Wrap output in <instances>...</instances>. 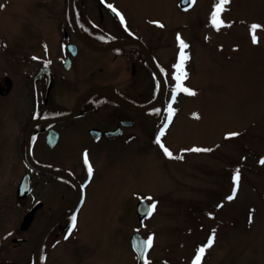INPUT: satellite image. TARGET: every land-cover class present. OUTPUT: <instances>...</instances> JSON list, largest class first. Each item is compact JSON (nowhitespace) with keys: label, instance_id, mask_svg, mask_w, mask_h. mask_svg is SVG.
Returning <instances> with one entry per match:
<instances>
[{"label":"rangeland","instance_id":"rangeland-1","mask_svg":"<svg viewBox=\"0 0 264 264\" xmlns=\"http://www.w3.org/2000/svg\"><path fill=\"white\" fill-rule=\"evenodd\" d=\"M117 2L134 20L160 18L174 39L190 38L187 88L195 95H176L177 117L163 126L168 132L156 147L143 139L139 147H104V181L96 173L89 186L79 253L97 247L89 264H138L131 243L139 231L152 237L147 264H193L214 231L201 264H264V0H228L219 29L212 23L219 0H196L188 8L180 0ZM66 4L0 0V76L14 83L0 94V237L22 218L13 202L23 171L15 131L23 116L12 104L25 94L23 50L39 35H57ZM253 24L261 26L256 42ZM161 144L178 156H167ZM184 145L209 151L183 152ZM143 198L156 207L141 222L136 206Z\"/></svg>","mask_w":264,"mask_h":264},{"label":"flooded vegetation","instance_id":"flooded-vegetation-1","mask_svg":"<svg viewBox=\"0 0 264 264\" xmlns=\"http://www.w3.org/2000/svg\"><path fill=\"white\" fill-rule=\"evenodd\" d=\"M108 5L123 15V22ZM74 6L77 26L67 0L57 35L53 39L39 35L36 44L23 50V104H12L19 105L23 116L15 130L20 137L17 153L23 171L13 202L22 218L0 237V264H89L97 247L80 254L83 240L78 238L89 186L96 173L104 181V147H139L143 139L152 148L161 129L166 136L168 130L163 126H172L179 111L180 97L172 100L176 84L173 66L180 54L178 36L188 45L183 84L190 86L192 43L182 34L174 39L169 22L151 16L134 20L117 0H74ZM13 86L8 74L0 76L1 95H8ZM170 103L175 111L169 122ZM36 120L28 145V131ZM28 147L38 167L28 160ZM85 152L93 169L91 177ZM26 174L30 175L31 190L19 197L18 185ZM34 207L31 223L22 225ZM136 213L139 218L137 206Z\"/></svg>","mask_w":264,"mask_h":264},{"label":"snow or ice","instance_id":"snow-or-ice-1","mask_svg":"<svg viewBox=\"0 0 264 264\" xmlns=\"http://www.w3.org/2000/svg\"><path fill=\"white\" fill-rule=\"evenodd\" d=\"M228 2V0H219V3L215 6V10L212 14V23L214 26L217 27V29H219L220 26H222L223 22L219 19V14L220 12L223 10V5L226 4ZM108 7L110 9H112L113 12L116 13V15H118L120 17V20L121 22L124 21V17L123 15H121L115 7H113L112 5H108ZM161 27H163V25H160ZM261 27L260 25H256V24H253L251 25V30L253 32V41L256 42V38H255V30L257 28ZM178 42H179V46H180V54H179V60H178V63L176 65H174L173 67L176 69V73L174 74L173 76V79L176 81V84H175V88H174V91H173V96H172V100L175 101L176 99V95L178 93H187L189 95H195V92L191 91L190 89L186 88L183 84V81L184 79L187 78V73L184 71V62L188 59L187 55L185 54L184 50L188 47V45L182 40L179 38L178 36ZM34 59H37L34 57ZM174 109L172 107V104L170 103L168 105V120L169 122L171 121V117H172V114L174 113ZM165 128H167V124L164 125ZM164 135V130L161 129L160 131V135L157 136L156 138V142L159 144L160 143V137ZM229 136H237L239 135V133H230L228 134ZM161 147L163 148L165 154L169 157H172V153L166 148L164 147L162 144H161ZM191 151H209L208 149H198V148H193L191 149ZM182 158V157H181ZM84 160H85V163L87 165V171H88V175L89 177L92 176V173H93V169H92V166L91 164L88 162V153L85 152L84 153ZM261 163H264V160L261 161ZM239 180H240V174H239V170L237 169L236 171V174L234 176V182L238 185L239 183ZM236 195V189L234 188L233 189V193L231 196H229L227 199L231 200L235 197ZM148 199H151L150 197ZM155 203H152L150 206H149V211H148V215H151L152 214V211L155 210ZM250 222H251V217H250ZM76 226V217L73 216L72 217V227L74 228ZM69 234H71V229L69 230ZM9 235H11V233H9ZM67 238V237H66ZM214 238H215V232L213 231V235L210 236L208 242L206 245L204 246H201L198 251H197V255L195 256L194 258V261H193V264H201V260L204 256V253L206 251L207 248H211L212 245H213V242H214ZM146 243V246L147 247H151L152 245V237H149L148 240L145 242ZM147 264V262H146Z\"/></svg>","mask_w":264,"mask_h":264},{"label":"water","instance_id":"water-1","mask_svg":"<svg viewBox=\"0 0 264 264\" xmlns=\"http://www.w3.org/2000/svg\"><path fill=\"white\" fill-rule=\"evenodd\" d=\"M180 1H181L182 6H189L193 3V0H180ZM68 10L73 18L74 23L76 24L74 0H68ZM161 91H162L161 94L163 97L166 89L164 88ZM37 122L39 121L36 120L30 125L29 131H28V145H29V135H30L31 129L33 125ZM26 156L34 167H38V165L33 159L32 153L30 151V147H28L26 151ZM57 172L63 173V171H57ZM30 190H31V179H30V175L26 174L24 175V177L22 178V180L20 181L18 185V189H17L18 196L25 197L30 192ZM150 205L151 203L148 200L142 199L138 202L137 212L139 214V219L141 221H143L148 216L147 213L149 211ZM34 211H35V207L32 210H30V212L27 213V215L24 217L22 221V225L27 226L31 223L33 215H34ZM146 241H147L146 238L142 235L141 232L135 231L132 234L133 247L135 251L138 253L140 264H144L146 260V253H147V246L145 243Z\"/></svg>","mask_w":264,"mask_h":264},{"label":"bare ground","instance_id":"bare-ground-1","mask_svg":"<svg viewBox=\"0 0 264 264\" xmlns=\"http://www.w3.org/2000/svg\"><path fill=\"white\" fill-rule=\"evenodd\" d=\"M151 249V248H150Z\"/></svg>","mask_w":264,"mask_h":264}]
</instances>
